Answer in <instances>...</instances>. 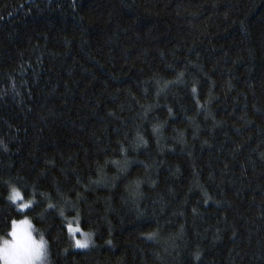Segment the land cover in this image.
Returning <instances> with one entry per match:
<instances>
[{"label":"trees","instance_id":"obj_1","mask_svg":"<svg viewBox=\"0 0 264 264\" xmlns=\"http://www.w3.org/2000/svg\"><path fill=\"white\" fill-rule=\"evenodd\" d=\"M24 215L50 264H264V0H0V235Z\"/></svg>","mask_w":264,"mask_h":264},{"label":"clouds","instance_id":"obj_2","mask_svg":"<svg viewBox=\"0 0 264 264\" xmlns=\"http://www.w3.org/2000/svg\"><path fill=\"white\" fill-rule=\"evenodd\" d=\"M13 189L9 197L13 196ZM15 190L19 195L15 202L10 199L14 204L22 201L20 197L23 196L22 192ZM29 202L19 205L28 206ZM0 264H50L48 241L31 217L24 215L12 220L7 234L0 235Z\"/></svg>","mask_w":264,"mask_h":264},{"label":"snow or ice","instance_id":"obj_3","mask_svg":"<svg viewBox=\"0 0 264 264\" xmlns=\"http://www.w3.org/2000/svg\"><path fill=\"white\" fill-rule=\"evenodd\" d=\"M193 93H195L196 89L193 88L192 89ZM170 111V110H169ZM154 131L158 132L159 129H154ZM138 139H140L142 142H143V138L142 137H138ZM146 143V142H145ZM19 194L16 192L15 189H13V196L12 197H9V199H12L14 202H15V199L16 197L18 196ZM21 200L24 199L23 196L20 197ZM31 207V202H29V205L28 206H21L19 205V210L20 211H24V210H27ZM53 205L49 204V208H52ZM59 215L61 217H64V211L63 209L60 210L59 212ZM76 226L74 227L73 224L71 222H68L66 224V227L68 228L69 232L71 233H80V235H82L84 237V240L81 241L80 239H76L75 240V247L76 248H79V249H87L89 248V245L91 243V234L90 233H85L83 232V230L79 227V212L76 213ZM154 237L150 236L149 239H153ZM109 243H111L109 241Z\"/></svg>","mask_w":264,"mask_h":264},{"label":"rangeland","instance_id":"obj_4","mask_svg":"<svg viewBox=\"0 0 264 264\" xmlns=\"http://www.w3.org/2000/svg\"><path fill=\"white\" fill-rule=\"evenodd\" d=\"M20 203H25V201H20L19 203H16L15 205L17 206V208L19 209V204ZM25 211V210H24ZM71 223L73 224V226L75 227L76 226V221H71ZM80 227V226H79ZM69 231V230H68ZM83 232H85V231H83ZM85 233H89V232H85ZM69 234H70V238H71V242H72V249H74V250H89L90 248H91V246H92V244H93V235L91 234V243H90V245H89V248H87V249H79V248H76L75 247V240L76 239H80L81 241H83L84 240V237L82 236V235H80V233H71V232H69Z\"/></svg>","mask_w":264,"mask_h":264}]
</instances>
